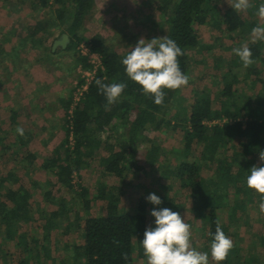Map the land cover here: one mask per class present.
Listing matches in <instances>:
<instances>
[{
	"label": "trees",
	"instance_id": "trees-1",
	"mask_svg": "<svg viewBox=\"0 0 264 264\" xmlns=\"http://www.w3.org/2000/svg\"><path fill=\"white\" fill-rule=\"evenodd\" d=\"M26 1L3 0V9L8 14L20 12L17 5L23 6ZM33 1L35 7L51 8L52 14L0 35V54L12 36L20 35L19 45L12 48L14 58L20 56L18 48L31 45L43 50L51 62L58 51L49 50L41 38H50L56 29L63 28L62 34L70 39L64 51L85 43L100 56L101 67L78 102L71 95L66 100L58 99L66 117L64 135L44 159L42 169L55 176L61 187L54 191L57 185L46 183L44 206L31 203V190L21 184L18 176L0 173V264L12 263L11 242L20 250L18 264H139L140 260L143 264H174L173 248L168 249L167 244L169 237L158 232L156 226L148 231L146 204L139 202L134 212L122 209L124 185L111 186L98 180L97 188L92 190L90 185L74 183L75 175L80 178L84 170L92 167L103 144L109 150V155L100 160L104 177L124 180L129 173L146 171V166L139 163V140L148 130L169 126L163 115L172 112L182 124L177 128L182 127L184 142L183 149L177 151L181 161L172 172L181 188L188 191L195 219L203 222L204 248L220 255L218 260L213 259L214 264H264V253L243 251L238 242L230 240L235 234L230 233L232 223L228 220L246 212L253 194L264 203V41L259 39L233 50V69L221 74L223 89L218 101L207 90H196L191 105H185L180 96L189 80V54L205 47L200 27L233 34L252 30L253 21L233 6L225 10L221 7L225 0H158V11L167 25L164 40L146 51L120 52L99 36L85 37L87 18L98 0ZM73 57L83 69L94 68L80 52ZM240 81L246 83L241 90L236 87ZM46 106L50 107L48 103ZM10 118L18 143L28 145L31 135L27 136L26 123L20 124L19 111L13 109ZM101 133L107 134L105 141ZM196 144H202L203 149L198 158L190 161L187 158L194 154ZM158 150L152 145L147 151L151 168L159 162ZM36 160L34 153L23 158L29 164ZM208 167L213 170L211 176L205 174ZM9 181H14L17 188L8 187ZM62 189L72 194L71 200L56 196ZM242 194L248 202L241 199ZM94 201L103 204L102 216L91 214ZM51 206L55 209H49ZM170 210L175 216L181 213L180 205H172ZM34 213H39L42 220L41 237L23 231L24 225L35 220ZM71 231L81 235V243L73 249L65 245L60 250L58 232L67 235ZM55 252H61V259L54 258ZM151 253L153 262H149ZM193 255L186 258L185 264L213 262L203 257L197 260L198 255L194 259Z\"/></svg>",
	"mask_w": 264,
	"mask_h": 264
},
{
	"label": "rangeland",
	"instance_id": "rangeland-1",
	"mask_svg": "<svg viewBox=\"0 0 264 264\" xmlns=\"http://www.w3.org/2000/svg\"><path fill=\"white\" fill-rule=\"evenodd\" d=\"M158 4V0H98L95 9L87 18L85 37L91 39L99 36L120 52L146 51L152 44L162 42L167 33V25L158 11ZM231 6L246 19H251L253 28L244 32L223 34L218 30H212L209 26L200 27L199 35L205 47L203 51L196 50L189 54L191 58L189 80L180 91L185 105L193 103L196 90H207L213 100L218 101L219 92L223 89L221 74L233 69L231 63L233 50L245 48L250 42L259 39L264 41V0H225L221 4L225 10ZM3 8L4 2L0 0V35L8 33L14 26L32 25L52 14L51 8L35 7L33 0H27L23 6L17 5V9H21L20 12L8 14ZM9 21L10 24L7 25ZM62 31L63 28L56 29L52 37H42L41 42L53 51L54 42L63 36ZM56 34L58 36H55ZM19 39L20 35L12 36L11 42L3 46L5 51L0 54V173L7 175L12 172L18 176L21 184L31 190L33 195L31 203L42 207L44 206L42 193L48 189L46 183L58 184L55 176L42 169L44 159L61 143L64 135L63 125L66 117L64 107L58 99L66 100L70 95L74 99L81 85L86 86L88 81L94 78L95 69H83L81 64H75L73 59V54L77 51L83 56L87 53L88 48L85 43L81 42V45L71 51H64L65 49L58 46L54 50V52L57 50L58 54L48 62L45 52L31 45L18 48L20 56L14 58L12 48L19 45ZM51 63L56 64L54 66ZM94 64L97 68V63ZM240 76L243 77V74ZM236 87L240 90L244 89L246 83L240 81ZM47 103L50 107L46 106ZM13 109L19 111L20 124L26 123L27 136L31 135L29 144L24 147L18 143L11 123L10 114ZM173 114L172 112L163 115L170 122L169 126L163 125L162 129L157 131L148 130L139 140V163L146 166V171L129 173L124 180L104 177L100 160L109 155V150L107 144H103L97 152L98 157L92 167L84 170L80 178L75 175L74 183L82 182L86 186L90 185L92 190L97 188L98 180L106 181L111 186L124 185L122 209L134 212L139 202L146 204L148 231L156 226L158 232L169 237L167 244L168 249L173 248L171 259L174 264H185L186 258L192 253L194 259L198 255L197 260H201L202 257L209 258L210 261L216 258L218 260L220 255L216 256L214 251L204 248L206 240L203 228L201 229L203 222L195 219L188 191L181 188L172 172L178 161H181L177 151L184 147L182 127H180L182 124H178L179 121L173 117ZM177 125L180 126L177 128ZM99 136L104 141L107 138V134L101 133ZM152 145L159 147L157 152L159 162L156 168L148 165L146 157ZM193 147L195 155L187 158L190 161L198 158L203 149L202 144ZM28 153L37 155V160L32 164L23 162V158ZM205 171L209 176L213 173L212 168L209 167ZM7 186L17 188L14 181H9ZM58 187L61 186L57 185V188L54 186V191H57ZM61 191L63 192L56 193V196L62 195L72 199L71 193L63 189ZM253 196L252 202H248V197L241 195V199L249 204L246 212L238 213L232 220L228 219L226 214L224 218L232 223L230 233L235 235L230 240L234 243L238 242L243 251L251 250L257 255L264 253V244H262L264 203H260L255 194ZM102 205L100 201H94L91 214L102 216ZM172 205H180L181 213L173 215L170 210ZM49 209L55 207L51 206ZM34 214L35 220L24 225L23 231L41 237L42 220L39 213ZM58 234L56 237L59 240L56 241L60 250L65 245L73 249L81 243V235L75 231L67 235H62L61 232ZM9 246L13 256L11 264H18L16 256L20 250L12 242ZM61 252H55L54 258L60 257ZM153 259L154 254L151 253L149 262H153ZM138 263L143 264L142 260Z\"/></svg>",
	"mask_w": 264,
	"mask_h": 264
},
{
	"label": "built area",
	"instance_id": "built-area-1",
	"mask_svg": "<svg viewBox=\"0 0 264 264\" xmlns=\"http://www.w3.org/2000/svg\"><path fill=\"white\" fill-rule=\"evenodd\" d=\"M86 51H87V53H85L84 56H87L90 59L91 63L94 65V69H95L94 71L96 73L97 69H99L101 67V58H100V56L97 53L91 52L89 48L86 49ZM97 60H98V62H97ZM93 62L97 63V65H96L97 68H95V64ZM93 79L94 78H92V80ZM92 80L88 81L86 86L81 85V88L78 89V93L74 97V100L76 102H78L84 96V94L87 93L88 87H89V85H90ZM217 122H214V123H217Z\"/></svg>",
	"mask_w": 264,
	"mask_h": 264
},
{
	"label": "water",
	"instance_id": "water-1",
	"mask_svg": "<svg viewBox=\"0 0 264 264\" xmlns=\"http://www.w3.org/2000/svg\"><path fill=\"white\" fill-rule=\"evenodd\" d=\"M70 42L68 35H63L60 40H56L53 45V51L58 47L61 46L63 49H66Z\"/></svg>",
	"mask_w": 264,
	"mask_h": 264
},
{
	"label": "crops",
	"instance_id": "crops-1",
	"mask_svg": "<svg viewBox=\"0 0 264 264\" xmlns=\"http://www.w3.org/2000/svg\"><path fill=\"white\" fill-rule=\"evenodd\" d=\"M55 36H58L57 34ZM213 124V123H212Z\"/></svg>",
	"mask_w": 264,
	"mask_h": 264
}]
</instances>
